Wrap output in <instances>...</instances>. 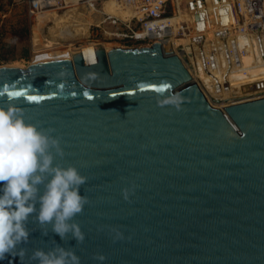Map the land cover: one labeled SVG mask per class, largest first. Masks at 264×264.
Instances as JSON below:
<instances>
[{
	"label": "water",
	"instance_id": "95a60500",
	"mask_svg": "<svg viewBox=\"0 0 264 264\" xmlns=\"http://www.w3.org/2000/svg\"><path fill=\"white\" fill-rule=\"evenodd\" d=\"M93 47V63L76 52L0 66V104L55 129L65 153L56 162L88 177L79 194L89 204L75 217L83 243L30 220L23 264L57 245L81 264H101L97 253L103 264H264V97L220 109L159 42ZM172 94L182 110L163 105ZM0 264L22 261L5 254Z\"/></svg>",
	"mask_w": 264,
	"mask_h": 264
},
{
	"label": "built area",
	"instance_id": "2783aa9c",
	"mask_svg": "<svg viewBox=\"0 0 264 264\" xmlns=\"http://www.w3.org/2000/svg\"><path fill=\"white\" fill-rule=\"evenodd\" d=\"M97 1L32 3L54 11L89 5L103 13L90 25L107 23L122 46L159 42L179 56L193 82L220 109L264 97V0H113L125 16L107 13L104 2L96 8ZM36 59L35 52L29 63Z\"/></svg>",
	"mask_w": 264,
	"mask_h": 264
},
{
	"label": "clouds",
	"instance_id": "9594fccd",
	"mask_svg": "<svg viewBox=\"0 0 264 264\" xmlns=\"http://www.w3.org/2000/svg\"><path fill=\"white\" fill-rule=\"evenodd\" d=\"M182 104L180 94L163 99L164 106H174L177 111L182 110ZM53 132V128L27 121L21 109L0 104V260L10 254L19 256L23 264L28 252L20 245L29 242L30 220L44 236L51 230L61 240L75 239L77 246L85 239L75 217L89 204V198L79 194L88 177L74 165L56 162V157L63 159L65 153L61 137ZM135 188L133 183L122 189L125 201ZM110 231L113 241L124 239L118 228ZM28 258L35 264H81L75 248L59 245L47 251L35 248ZM93 258L101 264L107 259L99 253Z\"/></svg>",
	"mask_w": 264,
	"mask_h": 264
},
{
	"label": "rangeland",
	"instance_id": "374dc122",
	"mask_svg": "<svg viewBox=\"0 0 264 264\" xmlns=\"http://www.w3.org/2000/svg\"><path fill=\"white\" fill-rule=\"evenodd\" d=\"M102 2H104V9L107 13L125 16L121 7L113 0H99L96 3V8L99 9ZM67 8L60 7L55 12L50 10L51 8L46 10L35 9L32 0H0V66L13 65L26 68L35 52L37 55L36 60L40 61L48 58L64 57L70 51L75 52L84 48L94 50L92 45L77 49L89 42L97 43L106 49L125 45L123 41L117 40L108 33L112 31L113 27L107 23H101L100 26L90 25L91 22L97 23L100 21L103 15L99 14V16L94 9L91 7H88V9L86 5L76 8V10H80L81 19L85 23L76 24L78 25V31L75 35L68 34L69 30L75 25H67L66 21H61L62 18L54 20L49 14L47 19H44V24L39 25L38 13L49 11L55 12L56 15H62L65 12L73 11L66 10ZM84 10H87L86 13ZM77 16L78 12L75 13L74 24L78 20ZM57 25H60L58 30L53 36H49V29L51 27L57 29ZM40 26L42 27L40 28ZM81 32H83L82 36H80Z\"/></svg>",
	"mask_w": 264,
	"mask_h": 264
},
{
	"label": "bare ground",
	"instance_id": "6f19581e",
	"mask_svg": "<svg viewBox=\"0 0 264 264\" xmlns=\"http://www.w3.org/2000/svg\"><path fill=\"white\" fill-rule=\"evenodd\" d=\"M86 7L88 8V7H91L92 9H94L92 6H89V5H86ZM89 9V8H88ZM95 10V9H94ZM79 11L80 10H73V11H68L67 13L65 12L64 14H62V15H60V14H58V15H56V11L55 12H49V11H43V12H41V13H38V16H37V18H38V23H39V25H43L44 24V19H47V16H48V14L55 20V19H57V18H62V20L61 21H66V23H68L67 25H70L71 26V24H72V26H74L73 28H71L70 30H69V35H75V33L78 31V25H76V24H78V23H82V24H84L85 23V21H83L82 19H81V14L79 13ZM86 11L87 10H84V12L86 13ZM90 11V10H89ZM76 12H78V20H77V22L74 24L73 22H74V19H76V17H75V13ZM95 12H97V14L99 15V14H101V16H102V14L103 13H101V12H98L97 10H95ZM91 13V12H90ZM44 16H46V17H44ZM100 16V15H99ZM42 26H40V28H41ZM53 27H56V26H53ZM60 27V25H57V29L55 28V29H52V27H51V29H49V36H53L54 35V33L58 30V28ZM83 35V32H81V34H80V36H82ZM79 37V36H78ZM84 38V37H83ZM87 45H92V47L93 46H97L98 44L97 43H93V42H89V43H87V44H84V45H82V46H80V47H78L77 49H81V48H83V47H85V46H87ZM107 46V45H106ZM105 46V47H106ZM76 52H81V54H82V57H83V59H84V61L86 62V63H93L94 61H95V59H96V55H95V51L94 50H92L91 48H84V49H82V50H77V51H75V52H73V51H70L69 53H67L66 55H64V57H58V58H72V54H74V53H76ZM52 59H55V58H52ZM46 60V59H45ZM217 105V104H216Z\"/></svg>",
	"mask_w": 264,
	"mask_h": 264
},
{
	"label": "snow or ice",
	"instance_id": "6c2138e0",
	"mask_svg": "<svg viewBox=\"0 0 264 264\" xmlns=\"http://www.w3.org/2000/svg\"><path fill=\"white\" fill-rule=\"evenodd\" d=\"M5 91H7V89ZM9 95H11V96H19V95H22V93H20V92H12V93H9ZM29 99H36V97H29Z\"/></svg>",
	"mask_w": 264,
	"mask_h": 264
}]
</instances>
